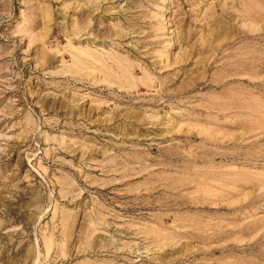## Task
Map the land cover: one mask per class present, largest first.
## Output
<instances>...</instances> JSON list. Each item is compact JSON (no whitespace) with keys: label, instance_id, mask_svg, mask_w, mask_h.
<instances>
[{"label":"rangeland","instance_id":"obj_1","mask_svg":"<svg viewBox=\"0 0 264 264\" xmlns=\"http://www.w3.org/2000/svg\"><path fill=\"white\" fill-rule=\"evenodd\" d=\"M0 264H264V0H0Z\"/></svg>","mask_w":264,"mask_h":264}]
</instances>
